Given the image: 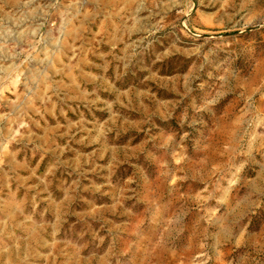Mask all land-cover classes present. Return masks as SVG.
<instances>
[{
	"label": "rangeland",
	"instance_id": "1",
	"mask_svg": "<svg viewBox=\"0 0 264 264\" xmlns=\"http://www.w3.org/2000/svg\"><path fill=\"white\" fill-rule=\"evenodd\" d=\"M0 264H264V0H0Z\"/></svg>",
	"mask_w": 264,
	"mask_h": 264
},
{
	"label": "bare ground",
	"instance_id": "2",
	"mask_svg": "<svg viewBox=\"0 0 264 264\" xmlns=\"http://www.w3.org/2000/svg\"><path fill=\"white\" fill-rule=\"evenodd\" d=\"M114 1V0H113ZM112 3H114V2H112ZM113 6V5H112Z\"/></svg>",
	"mask_w": 264,
	"mask_h": 264
}]
</instances>
